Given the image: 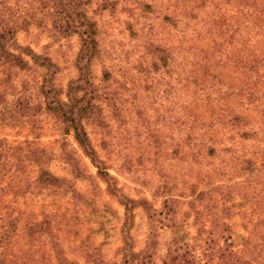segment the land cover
Returning a JSON list of instances; mask_svg holds the SVG:
<instances>
[{
    "label": "trees",
    "instance_id": "trees-1",
    "mask_svg": "<svg viewBox=\"0 0 264 264\" xmlns=\"http://www.w3.org/2000/svg\"><path fill=\"white\" fill-rule=\"evenodd\" d=\"M34 27L55 43L78 37V74L68 82L64 99L57 89L59 69L55 64L17 41L20 32ZM162 29L171 31L178 43L169 44ZM263 37L264 0H0V264H80L65 253L59 234L64 233L62 215L54 208L68 195L73 198V189L66 186V179L55 178L46 168L43 159L47 152L38 143L36 126L44 118L67 126L95 165L97 176L108 185L112 177L98 159L84 122L94 121V115L104 111L98 101L117 106L121 95L114 91L125 71L113 70L118 56L124 53L137 55L135 62L144 86L163 89L169 112L177 104L183 144L196 157L203 158L204 151L240 150L247 185L259 187L255 196L247 190L246 221L264 227V215L255 218L253 212L264 198ZM196 41L204 46L196 45ZM98 67H102L101 77L97 76ZM230 71L233 78L226 76ZM234 103L256 115L238 113ZM200 106L209 109L208 120L196 114L194 107ZM24 127L26 138L11 143L6 129ZM247 145L250 150H246ZM28 168H35V175L27 173ZM205 191L195 194L191 206L194 211L201 206L209 223L200 231L203 239H198V244L173 239L156 261L154 234L176 222V209L170 206L175 202L167 200L163 210L147 215L144 246L136 250L130 233L133 211L146 204L127 200L126 222L115 258L107 262L89 255L93 261L88 263L264 264V257L256 263L243 260L237 250L218 244L215 239L226 231V214L217 203L214 206L212 198L205 201ZM39 195H43V204L35 220L22 217L21 210L8 202V198L17 197L39 200ZM253 197H261L256 206ZM213 206L215 212L210 210ZM23 229L27 247L19 243ZM32 238L34 245L29 240ZM261 246L253 247L260 251Z\"/></svg>",
    "mask_w": 264,
    "mask_h": 264
},
{
    "label": "rangeland",
    "instance_id": "rangeland-1",
    "mask_svg": "<svg viewBox=\"0 0 264 264\" xmlns=\"http://www.w3.org/2000/svg\"><path fill=\"white\" fill-rule=\"evenodd\" d=\"M170 32L162 29L161 34L169 44L176 45L178 39ZM17 41L55 64L59 69L55 77L57 89L64 99L68 82L78 74L75 68L80 44L78 37L55 43L34 27L20 32ZM195 44L204 46L200 41ZM132 56L128 53L118 56L113 70L115 72L123 68L125 71L122 73L125 77L119 78L121 85L114 86V92L121 95L117 106L110 104L109 107L107 102L98 101L97 104L104 111L95 114L94 121L90 119L84 122L98 159L112 177L108 185L97 176L95 165L83 154L67 126L49 118L36 124L38 143L47 152L43 159L46 168L55 178L66 179L69 182L66 186L70 185L73 189V198L68 195L54 206L62 215L60 227L64 228V233L59 231V234L67 257L80 264L93 261L89 255L107 262L113 260L121 245L122 226L126 222L124 203L127 200L146 204V207L138 206L133 211L130 233L136 250L144 246L148 233L147 215L152 211L163 210L167 200L175 202L170 206L176 209V222L173 226L167 224L168 228L158 229L154 234L153 248L157 251L154 258L159 261L165 254L167 244L173 239L196 245L198 239L202 238L200 231L202 228L207 229L209 223L201 206L197 205L198 211H194L191 206L195 203L196 195L206 190L205 201L212 198L214 206L217 203L226 214L223 220L226 231L220 233L218 240L215 239L218 244L223 249L237 250L243 260L251 259L254 263L263 260L264 239L261 241V236L264 227H254L246 221L247 190L255 196L259 187L247 185L240 150L235 152L224 148L227 150L204 151L203 158L196 157V153L183 144L182 119L177 104L169 112L163 89L156 85L151 88L144 86L140 81L138 62H135L138 57ZM100 70L102 67H98V77H101ZM232 73L230 71L226 76L233 78ZM233 108L243 115H256L240 103H234ZM194 110L202 120L210 118L208 108L200 106L194 107ZM6 130L5 134L13 144L22 142L27 135L26 127ZM246 150H250L249 145ZM26 171L35 175L36 169L28 168ZM211 188L215 193H212ZM42 196L39 195V200H34V197L26 200L28 196L25 195L26 198L17 197V200L8 198V202L12 208L21 210L22 217L28 216L29 220H35V214L43 204ZM260 199L253 197L255 206ZM46 200L50 202V198ZM67 200L69 203L65 204ZM214 206L210 208L211 212H215ZM253 212L255 218L264 215V198ZM248 214L250 216V208ZM25 235L26 229H23L19 243L27 247ZM29 240L35 244L33 238ZM247 243L250 244L246 249ZM260 244L261 250L258 251V247L254 250L253 246Z\"/></svg>",
    "mask_w": 264,
    "mask_h": 264
}]
</instances>
